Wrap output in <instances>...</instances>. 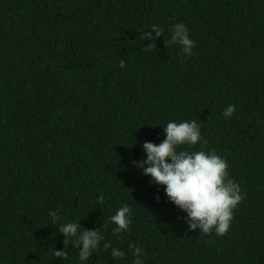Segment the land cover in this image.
Masks as SVG:
<instances>
[{
    "label": "trees",
    "instance_id": "obj_1",
    "mask_svg": "<svg viewBox=\"0 0 264 264\" xmlns=\"http://www.w3.org/2000/svg\"><path fill=\"white\" fill-rule=\"evenodd\" d=\"M181 22L190 56L168 43ZM193 119L241 186L223 236L136 164ZM76 221L104 237L83 264H133L130 243L144 264H264V0H0V264H81L59 231Z\"/></svg>",
    "mask_w": 264,
    "mask_h": 264
},
{
    "label": "clouds",
    "instance_id": "obj_2",
    "mask_svg": "<svg viewBox=\"0 0 264 264\" xmlns=\"http://www.w3.org/2000/svg\"><path fill=\"white\" fill-rule=\"evenodd\" d=\"M152 27L159 28L157 35L164 32L160 24ZM169 44H179L185 56L193 54L195 41L189 37V29L185 23H177L171 28ZM235 105H228L222 115L231 117ZM165 139L160 143L145 142L143 150L145 158L136 162L143 170V174L161 186L167 198L180 209L187 212L190 227H199L202 233L214 231L217 235H225L233 219L234 210L242 201L241 186L228 172L226 158L215 150L205 151L203 148L195 150L197 143L203 144L200 124L196 120L169 121L164 128ZM103 201L104 197H99ZM52 222H58L61 217L55 212L50 213ZM132 208L125 204L116 213L109 217V221L116 225L114 234L128 231L131 224ZM107 223L105 229L107 228ZM78 221L59 225V231L65 236L77 237ZM104 237L96 230H83L77 237L79 260L81 264L99 249ZM67 244L68 241L66 240ZM105 248L111 247L109 243ZM135 258L133 264H144L142 259L143 249L136 244L128 245ZM57 257L66 256L65 251H54ZM125 252L113 248V257L123 258Z\"/></svg>",
    "mask_w": 264,
    "mask_h": 264
}]
</instances>
